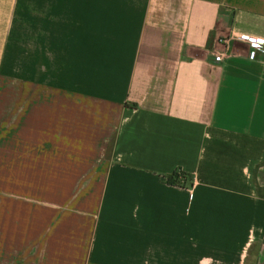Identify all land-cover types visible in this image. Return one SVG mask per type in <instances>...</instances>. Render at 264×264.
Masks as SVG:
<instances>
[{"label": "crops", "instance_id": "1", "mask_svg": "<svg viewBox=\"0 0 264 264\" xmlns=\"http://www.w3.org/2000/svg\"><path fill=\"white\" fill-rule=\"evenodd\" d=\"M242 36L264 0H0V264H264V47Z\"/></svg>", "mask_w": 264, "mask_h": 264}, {"label": "rangeland", "instance_id": "2", "mask_svg": "<svg viewBox=\"0 0 264 264\" xmlns=\"http://www.w3.org/2000/svg\"><path fill=\"white\" fill-rule=\"evenodd\" d=\"M29 9V8H28ZM24 7V10H28ZM29 16V14H25L24 17ZM23 55L21 56V60L16 62L15 56L13 54L8 55L7 60V94L8 96H14L18 89V84L22 83L24 80L30 79V40L29 38H24L23 40ZM1 171H0V190H14L15 186L13 182L1 181Z\"/></svg>", "mask_w": 264, "mask_h": 264}, {"label": "built area", "instance_id": "3", "mask_svg": "<svg viewBox=\"0 0 264 264\" xmlns=\"http://www.w3.org/2000/svg\"><path fill=\"white\" fill-rule=\"evenodd\" d=\"M242 39L250 46L252 49L250 56L253 57L255 52H258L264 47V39L263 38H253L250 36H242ZM215 62H221V55L214 57Z\"/></svg>", "mask_w": 264, "mask_h": 264}, {"label": "trees", "instance_id": "4", "mask_svg": "<svg viewBox=\"0 0 264 264\" xmlns=\"http://www.w3.org/2000/svg\"><path fill=\"white\" fill-rule=\"evenodd\" d=\"M179 176V174L176 172V173H173L171 176H169L167 178V182H170V183H175V181L172 179L173 177H177Z\"/></svg>", "mask_w": 264, "mask_h": 264}]
</instances>
